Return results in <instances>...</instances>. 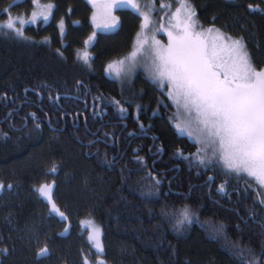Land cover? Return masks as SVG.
I'll list each match as a JSON object with an SVG mask.
<instances>
[{"label":"trees","instance_id":"1","mask_svg":"<svg viewBox=\"0 0 264 264\" xmlns=\"http://www.w3.org/2000/svg\"><path fill=\"white\" fill-rule=\"evenodd\" d=\"M189 2L203 23L213 25L212 18L217 16L214 25L241 35L257 68L264 67V0ZM49 3L54 5L49 21L43 17L30 21L36 7ZM93 9L91 0H38V5L32 0H0V23L7 21L5 10H10L13 18L19 17L16 27L24 33V37L0 34V181L14 185L0 191V249H8L0 254V262L97 264L102 259L104 264H237L229 245L242 236L264 264L259 223L264 209L254 203L255 181L226 176L218 167L190 170L188 161L174 155L183 149L187 156L200 145L176 129V108L165 96L166 90L162 92L143 74L121 81L105 73L110 61L132 50L141 17L130 8L118 9L119 28L98 32L89 40L94 31ZM77 81H83L87 89L77 92ZM57 93L61 99L54 102L49 97ZM111 100L120 101L127 112L120 113ZM158 100L168 106H158ZM136 105H141L139 122L149 135L143 138L128 135L131 129L136 135L141 132ZM92 106L106 119H125L128 124L123 130L110 125V145L89 144L97 140L86 138L89 129L84 119L91 123L95 117ZM72 118L79 119L76 129ZM136 155L146 161L147 168L135 161ZM55 163L60 168L56 194L79 218L69 234L63 233L67 222L49 217L53 213L34 187ZM148 171L162 180L160 191L168 193L169 204L175 201L179 208L183 201L179 194H187L183 202L204 205L201 223H223L226 237L213 239L195 222L175 231L159 214L165 198L146 199L140 194L151 183ZM208 176H215L211 185ZM225 181L227 191L218 192ZM251 210L257 212L255 220L249 216ZM90 216L103 229L101 257L88 239L89 223L83 218ZM43 247L49 255L38 258L36 253Z\"/></svg>","mask_w":264,"mask_h":264},{"label":"snow or ice","instance_id":"2","mask_svg":"<svg viewBox=\"0 0 264 264\" xmlns=\"http://www.w3.org/2000/svg\"><path fill=\"white\" fill-rule=\"evenodd\" d=\"M91 2L97 8V12L92 17L94 23L99 19L97 27L114 29L118 26V18L112 15V10L117 6L130 7L143 18L142 31L138 33L135 50L124 59L109 63L107 71H114L116 78L123 81L135 67L142 65L149 79L162 92L165 88L167 89L165 96L176 105L177 113L183 111L189 117L183 125L177 123L176 129L182 134H187L195 144L200 145L194 153L187 156L184 155L183 149H177L174 155L188 161L190 170L195 166L202 167L206 171H215L218 167L226 176L251 178L257 185V200L254 203H259L264 209V196L260 195L264 192V67L257 68L243 37L233 38L217 29L214 26L217 16L212 18V27L204 28L195 19L197 13L189 0H178L179 7L169 19L168 27L165 28L161 24L155 29L167 33L168 44L162 45L155 40L154 36L149 41L144 33L143 30L149 29L152 21L149 12L143 11L137 0H91ZM32 3L38 5V0H32ZM11 7L12 5H9V9ZM53 7L54 5L51 4L45 6L39 15L47 20ZM160 7L165 9L170 8L171 5L161 3ZM249 8L252 6L249 5ZM152 9L155 10V0H153ZM252 10L255 11V9ZM5 14L8 19L0 23V34L7 36L14 33L16 36L24 37L23 31L16 27L19 17L13 18L10 10H5ZM36 18L37 12L33 11L32 21L34 22ZM20 22L23 23V21ZM61 30L63 31L62 24ZM93 38L94 35L89 37V40ZM83 59L87 62V52L83 54ZM76 85L77 92L81 88L87 89L83 81H77ZM27 91L28 89H25V92ZM49 98L55 102L59 101L61 96L57 93ZM95 100L94 97V104ZM109 103L114 104L120 113L127 112L120 101L111 100ZM159 105L168 106L163 103V100H158ZM136 107V120L143 133L144 125L139 122L141 105ZM102 114L96 113L94 109V115ZM155 114L154 111L153 115ZM32 115L35 116L34 113ZM39 126V124L36 125L37 128ZM3 135L7 137V133ZM108 135L105 133V136ZM155 139L153 137V140ZM97 142L89 141V144ZM136 151L138 152L139 149ZM163 151L161 146L158 152L162 154ZM134 159L147 168V163L142 157L136 155ZM50 171L55 173L56 169L52 168ZM197 174L199 175V172ZM147 178L151 183L141 188L140 194L146 199L165 198L159 214L161 219L172 224L175 231L179 232L195 222L200 223L213 239L226 237V226L223 223H201L200 210L204 208L202 203L193 207L183 202L188 199L187 194H179L183 201L177 208L175 201L171 204L167 201L168 193H161L162 180L153 175L152 171H148ZM214 181L215 176L207 177L209 185ZM168 183L169 191H171V181ZM226 183L227 181L221 183L217 191L226 192ZM13 187L11 183L5 185L0 182V191ZM53 187L54 185L42 184L36 191L51 205V212L66 220L67 217L59 211L53 201ZM211 191L209 187V192ZM256 215L255 210L249 212L253 220ZM259 223L262 229L261 235H264V216ZM236 228L243 231L239 224ZM100 234V230L93 227L88 239L99 252H103ZM229 250L236 258L237 264H262V260L257 258L254 249L243 242L242 236L231 242ZM7 252L6 248L0 249V254ZM36 255L38 258L45 257L49 255V249L40 248ZM261 257H264V244L261 247ZM97 264H104V262L98 261Z\"/></svg>","mask_w":264,"mask_h":264},{"label":"rangeland","instance_id":"3","mask_svg":"<svg viewBox=\"0 0 264 264\" xmlns=\"http://www.w3.org/2000/svg\"><path fill=\"white\" fill-rule=\"evenodd\" d=\"M137 2L141 5V9L143 11L149 12V14H150V18H151L152 23L150 24L149 29H144L143 30L144 33L149 38V41H151V37L154 36L155 37V40L159 41L162 45H167L168 44V36H167V33L165 31H163V30L156 31L155 29L159 28L161 24H163L165 28L168 27L169 19L171 18L172 14L175 13L176 8L179 7V3L177 4V3H175L172 0H155V10H153L152 9L153 0H137ZM161 3L169 4V5H171V7L170 8H165V9H161V7H160ZM47 5H44V6L41 5L42 7H36V9L34 10L35 12H37V18H36V20H38L39 18L43 17V16H40L39 13L42 10H44L45 6H47ZM122 8H130V7H127V6H117V7H115L112 10V15L115 16L116 18H118V21H119L118 26L116 28H114V29H104V28H101V27H97V23L100 22L99 19L94 23L93 22V19L91 18L92 19L93 26H94L93 35L94 36L97 35L98 32H106V33H108V32L116 31L119 28L120 24H121L120 23L121 22V18H120V13H119L118 9H122ZM96 12H97V8L94 7L93 13H92V17H93V14L96 13ZM32 13H33V11H32ZM50 15H51V10H50ZM50 15L48 16V19L50 18ZM30 17H31V19H30V21H31L32 20V14L30 15ZM48 19H47V21H49ZM195 19L197 20L198 24L203 25L204 28H208V27H212L213 26V25H210V24H207V23H203V21H201L197 16H196ZM142 22H143V18L141 17V24H142ZM141 24H140L138 33H141V31H142ZM214 26L217 29H219L221 32L226 33V34L232 36L233 38H237L238 39V38H241L242 37L241 35L237 34L236 32H232L230 30H227V29H225L223 27H220L219 25H214ZM197 30L199 31L200 29L198 28ZM138 33H137V35H136V37L134 39V44H133L132 50L129 51L124 56H122V58L112 60L109 63H113L115 61L122 60L125 57L129 56L135 50L136 45H137ZM244 41H245V39H244ZM245 43H246V41H245ZM107 66L105 67V73L107 74V76L112 77V78H116L114 71L113 72L107 71ZM138 73L139 74H143L145 77H147L149 79V76H148V73H147L145 67L142 66V65H140V66L135 67L134 70L131 72V74L126 79H124L123 81H128L130 79H133ZM165 90H167V89L165 88ZM175 108H176V112H177L176 105H175ZM176 115H177L176 124L177 123H180V124L183 125L184 122L189 119V117H187L183 113V111H181L179 114L177 113ZM94 226H96V224L94 222H92V223L89 224V234H90V232H91V230H92V228ZM101 243H102V240H101ZM96 251H97L96 252V256L97 257H101L100 256L101 255V252H99L97 249H96Z\"/></svg>","mask_w":264,"mask_h":264},{"label":"flooded vegetation","instance_id":"4","mask_svg":"<svg viewBox=\"0 0 264 264\" xmlns=\"http://www.w3.org/2000/svg\"><path fill=\"white\" fill-rule=\"evenodd\" d=\"M91 113L94 114V107L92 106L91 107ZM99 113V112H97ZM95 117L91 120V123L88 122L87 123V119H86V122H85V119H84V122H85V127L86 129H89L87 131V133H85L86 135V138L88 140H97V141H100L101 143H105V144H108L110 145V142L109 140H113L112 139V136L109 137V136H105V133H109L110 130H109V127L110 125H117L119 126H122V130L125 129L126 126H128L127 122L125 121V119H117V120H112V119H106L105 117H103L102 115H94ZM102 116V117H100ZM87 118V117H85ZM72 124L74 126V129H76L79 125V119H75V123H74V118H72ZM65 125V123H64ZM97 125V126H96ZM96 126V127H95ZM54 128V127H53ZM116 128H113V130H115ZM75 132V131H74ZM131 133V135H130ZM128 135L131 136L132 138H143L144 136H149L147 134V132H143V133H138L136 135L135 131H133V129L129 130L128 131ZM114 142V141H113ZM152 147H150V150H151ZM137 152V151H135ZM153 156L156 157L157 155V152L153 151L152 152ZM156 159V158H155ZM56 166V167H55ZM55 166L53 168L56 169L55 173L51 172L50 170L52 169H47V175L42 177L40 180H38V182H36V184L34 183V187H36V189L42 185V184H49V185H54L53 189H52V197H53V201L56 205V207L59 209L60 212H63L64 215L67 217L66 220H63L59 217L58 214L56 213H53V215H49V217H56L58 218L59 220H63L64 222H67L65 228H64V234H69L70 230H71V227L73 226V221H78V217L77 215L75 216L74 214H72L67 207H64L63 204L61 203V199H60V196L59 194L57 195V191L59 189V182H58V177L60 175V168L58 167V164L55 163ZM59 174V175H58ZM1 182V181H0ZM42 197V196H41ZM42 200L43 202L45 203L46 206L49 207V211L51 209V205L42 197ZM51 212V211H50ZM73 217V218H72ZM74 219V220H73ZM83 220L85 222H88L89 224L94 222L96 224V226H94L95 228L99 229L100 230V240H102V243H103V229L102 227L100 226V224L98 222L95 221L94 217L93 216H90L89 218H83ZM76 228V227H75ZM65 229H67V231H65ZM91 242V241H90ZM92 244V242H91ZM93 245V244H92ZM103 245V244H102ZM93 247L95 248V246L93 245ZM103 249H104V245H103ZM103 254V252H102ZM99 259V258H98ZM102 261V259H100Z\"/></svg>","mask_w":264,"mask_h":264}]
</instances>
